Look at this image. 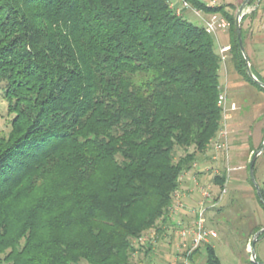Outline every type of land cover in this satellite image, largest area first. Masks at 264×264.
<instances>
[{"label":"trees","instance_id":"1","mask_svg":"<svg viewBox=\"0 0 264 264\" xmlns=\"http://www.w3.org/2000/svg\"><path fill=\"white\" fill-rule=\"evenodd\" d=\"M185 1L229 22L233 69L264 94L235 17ZM213 37L169 0H0V99L11 117L0 135V264H133L151 253L136 241L173 222L181 177L198 175L221 129ZM225 182V169L212 177ZM259 193L264 215V182ZM202 248L190 263L202 254L220 264Z\"/></svg>","mask_w":264,"mask_h":264},{"label":"rangeland","instance_id":"2","mask_svg":"<svg viewBox=\"0 0 264 264\" xmlns=\"http://www.w3.org/2000/svg\"><path fill=\"white\" fill-rule=\"evenodd\" d=\"M169 1L172 4H178V7L182 6L180 0ZM200 1L213 6H224L225 11H228L236 19V13L245 0ZM188 11L184 18L203 27V20L190 10ZM201 16L205 15L201 13ZM230 31L231 26L224 32V36L229 35V40L231 39ZM240 31H243L244 34L243 49L251 64L252 73L264 80V0H248L246 2L240 20ZM222 33L218 32L213 37L217 52L216 39L217 37L222 39ZM257 37H262L263 40H255ZM226 66L225 73L223 66L220 67L219 87L221 93L225 92L227 100L226 111L222 115V119L223 126H225L223 131L226 132L228 139V163H225L221 153H217V161H209L208 157L211 158L215 155L211 146L205 154L206 156H199L197 160V164L200 166L208 164V170L198 173L196 177L198 186L209 185L211 188L209 205L214 206L207 209L206 225L208 229L217 233V238L211 241L210 245L213 246L220 264H250V244L255 235L252 229L258 225L263 226L264 223L263 211L256 202V191L249 184L250 173L248 170V164L254 155L252 151L262 144L264 138V94L238 75L231 62ZM10 118L5 102L0 99V135L8 133ZM227 165L231 172L222 187L226 189V194L219 199L222 188L212 183V177L219 175L220 170L226 169ZM254 167L256 171L254 180L259 188L264 182V160L260 155L256 158ZM192 173L195 176L194 170ZM182 190V195L179 194V197L185 208L179 211L189 215L191 214L190 209L196 208L200 194L196 188L185 184L182 185ZM188 190L191 192L192 200L183 195ZM216 208L221 210L215 212ZM169 218L172 220L174 215L170 214ZM177 220L179 219L177 218ZM170 223H167L169 228L167 229V226L161 235L156 234L154 230L148 232L154 240L153 249L146 256L138 254L133 264H169L171 255L178 245L176 237L178 227L174 225L175 222L170 221ZM255 245V253L264 262V240L255 242ZM202 247H199L201 251ZM202 256V254L196 256L193 264H202Z\"/></svg>","mask_w":264,"mask_h":264},{"label":"built area","instance_id":"3","mask_svg":"<svg viewBox=\"0 0 264 264\" xmlns=\"http://www.w3.org/2000/svg\"><path fill=\"white\" fill-rule=\"evenodd\" d=\"M181 2V9L184 10H190L195 16L201 18L204 22V30L207 34L215 36L218 32H225L229 28V23L227 20H225L223 17L217 14H212L207 17L201 16V12L194 10L190 7V5L185 0H180ZM213 6V5H211ZM172 8H174L173 5H171ZM176 13L179 15L180 10H176ZM230 52V46H219L218 48V54L221 61V64H224L227 60V57ZM226 95L225 92L219 94L218 97V104L222 109V115L225 113V106H226ZM234 110V108H232ZM223 121L221 125V129L219 130L216 138L212 141V147L214 150L215 155L211 157V160L217 161V153H221L223 156V159L225 163H228V139L226 132L223 131ZM208 170V164L205 166H202L201 170H197L204 172ZM226 180L229 177V173L231 172V169L226 167ZM199 172V173H201ZM189 176L192 174V181L195 185V188L199 191L200 194V200H198L196 208L190 209L191 215H192V221L189 224H183L182 222H176L174 223L175 226L178 227L176 232V237L178 239V245L176 246L175 251L171 255V260L169 261V264H191L190 259L194 251H196L199 247L203 245H208L211 243V241L215 240L217 238V233L214 230L208 229L206 225V213L207 209L213 207L214 205H209V201L211 198V188L209 185L206 187H200L198 186V179L196 175L194 176L192 172H189ZM187 175V173L185 174ZM183 175L181 177V180L184 178ZM226 194V189L222 188L221 194L219 196V199L223 197V195ZM175 204L173 205L171 209V215H177L178 212H180V209H184L185 206L182 202H180V197L178 191L175 193ZM177 212V213H176ZM174 219V218H173ZM174 222V220H173ZM153 237L149 234H146L142 237H140L136 244L139 246H152L154 243V240H152ZM153 241V242H152ZM138 256V252L134 254V258ZM141 264V263H137Z\"/></svg>","mask_w":264,"mask_h":264},{"label":"water","instance_id":"4","mask_svg":"<svg viewBox=\"0 0 264 264\" xmlns=\"http://www.w3.org/2000/svg\"><path fill=\"white\" fill-rule=\"evenodd\" d=\"M248 0H245L243 2V4L240 6V8L238 9L237 13H236V19H235V30H236V37H237V41H238V46H239V49L241 51V54L244 58V61H245V66H246V72H247V75L249 76V78L254 81L255 83L261 85L264 87V84L261 83L260 81L257 80V78L254 76V74L252 73V68H251V64L244 52V49H243V44H242V36H241V31H240V20H241V16H242V11H243V8H244V5L246 4ZM263 148H264V138H263V141H262V145H261V148L259 150H257L251 161H250V168H249V173H250V178H251V181L252 183L254 184L255 188H256V192L258 194V196H260V193H259V188L257 187V184L255 183V180H254V176H253V168H254V163H255V160L256 158L261 155L262 151H263ZM264 232V229H261L259 230L257 233H255L254 235V238L252 239L251 241V244H250V250H249V253H250V261L252 264H259L257 261H256V253H255V249H254V246H255V242L257 241L258 239V236Z\"/></svg>","mask_w":264,"mask_h":264},{"label":"crops","instance_id":"5","mask_svg":"<svg viewBox=\"0 0 264 264\" xmlns=\"http://www.w3.org/2000/svg\"><path fill=\"white\" fill-rule=\"evenodd\" d=\"M171 5H173L174 6V9L175 10H180V13H179V15L180 16H183V17H185V15H186V13L187 12H189L188 10H184V9H181V7H178V4H176V3H174V4H172L171 3ZM225 35V33L223 32L222 33V35L221 36H223V38L222 39H220L219 37H217V39H216V43H217V45H218V48H219V46H226V45H229L230 46V40H229V35H227V36H224ZM255 40H263V38L262 37H257V38H255ZM230 59H231V55L229 54L228 55V57H227V60H226V62L224 63V64H221L222 66H223V70H224V73L226 72V69H227V66L226 65H228V63L230 62ZM201 168H202V166L201 167H199L198 168V170H201ZM198 172H201V171H198ZM189 173V172H188ZM187 173V175H185L184 176V178L182 179V181H181V185H180V188H179V190H178V193L180 194V195H182V192H183V190H182V185L183 184H185V185H189L190 187H193V188H195V185H194V183H193V181H192V174H191V176H189L190 174H188ZM202 173V172H201ZM183 195H186V197L189 199V200H192L193 198L190 196L191 195V192L188 190V191H186V193H183ZM198 202V201H197ZM177 213V212H176ZM175 218H176V220H177V218L179 219V220H177V222L178 221H180V222H182L183 224L185 223H187V224H189V223H191V221H192V215L191 214H185V213H182V212H178V214L177 215H174V222H176V220H175Z\"/></svg>","mask_w":264,"mask_h":264}]
</instances>
